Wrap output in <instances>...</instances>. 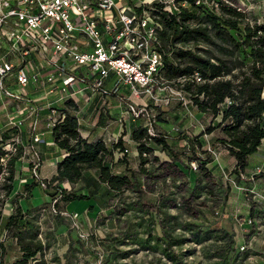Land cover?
<instances>
[{
    "label": "trees",
    "instance_id": "trees-1",
    "mask_svg": "<svg viewBox=\"0 0 264 264\" xmlns=\"http://www.w3.org/2000/svg\"><path fill=\"white\" fill-rule=\"evenodd\" d=\"M155 14L159 16L158 21L162 26V31L159 32L158 50L164 61L162 69L164 81L184 90L201 113L211 115L213 118L221 117L218 127L222 128L224 138L218 140V143L223 144L229 154L235 158L236 165L233 171L240 178L249 165L250 156L258 152L264 139V25H259L257 22L251 24L247 21L246 15L224 2H220L218 8L211 11L194 7L193 11L184 9L178 15ZM196 74H199L201 83H197L192 78ZM180 78H188V80L178 83L177 80ZM67 105L70 110H77L71 102H67ZM66 112L65 120L53 129L52 134L55 144L66 152L62 161L57 164L58 181L77 184L85 179L86 172L96 171L98 176L95 182L107 186L104 196L109 197L113 193V197L118 198L136 187L139 189L137 197L143 195L142 186L134 182L135 171L130 170L129 175H115L112 172L110 159L114 157L117 149L124 150L125 132L110 149L101 139L89 141L84 138L79 130L78 118L67 110ZM214 130L215 127L210 126L204 134L209 135ZM132 138L137 143L140 173L148 176L145 166L150 163L149 157L154 152V148L149 146L146 138L161 147V150L174 161L176 160V156L170 152V146L159 135L148 137L146 130L137 127L132 131ZM10 139L9 134H4L0 140V179H2L0 225L3 217V196L11 199L14 205L7 229L20 223L22 219L23 209L20 200L31 199L32 191L39 186L34 182L25 184L24 192L16 193V164L24 156V150L20 147L15 154L6 151L4 147ZM187 139L196 142L199 147L198 137ZM210 156L211 154L208 155V159ZM125 157L124 155L119 162H126ZM154 160L158 161L157 158ZM211 161L212 159L205 162L206 164H198V171L204 169L205 173L212 177L214 168H209V165L213 164ZM170 163L161 165L165 173L163 177L178 172L177 167L174 166L176 164ZM89 187L95 188L94 182H90ZM62 189L65 204L92 199L91 195L68 192L63 187ZM96 189L90 193H97ZM167 199V196H159L161 205L149 213L148 206L140 202L131 205L135 212L147 214L145 218L148 217L150 223H153V218L156 219L157 216L160 218L159 226L162 234L153 236L151 231L147 232L139 243L142 251L158 253V264H188L187 259L195 250H183V247L191 243L204 247L202 254L208 261H213L211 264L240 263L238 258L241 255L231 258L228 253L236 248L234 234L216 233L213 247L211 244L207 246V243L212 241V232H204L196 226L198 217L189 202L183 201L180 209L192 219V223L176 224L177 217L171 215L170 209H178V206L173 198ZM160 208L165 211L162 212ZM176 231L181 232L182 235L176 236ZM14 238L20 241L23 255L15 264H30L32 261H35V264H45L43 259L37 258L45 251V246L40 241H36L34 237L26 241L19 234ZM123 239L133 240V236H124ZM6 255V247L0 243V264H3Z\"/></svg>",
    "mask_w": 264,
    "mask_h": 264
},
{
    "label": "rangeland",
    "instance_id": "rangeland-1",
    "mask_svg": "<svg viewBox=\"0 0 264 264\" xmlns=\"http://www.w3.org/2000/svg\"><path fill=\"white\" fill-rule=\"evenodd\" d=\"M116 1L119 2L120 0ZM204 1L212 2L214 10L217 9L216 4L222 2V0ZM250 15L251 20H256L264 14L258 9H253ZM166 86L168 85L164 84V87ZM158 94H161L162 97L169 95L162 90H158ZM127 95H129L128 92ZM134 102L141 109L142 104L148 103V99L144 96L139 100L134 99ZM4 105L9 113L11 104L0 101V108ZM5 120L9 121L8 114L5 110L2 113L0 111V140L4 134H9L12 139L16 138L17 131L12 129V125H6ZM138 120H140V129H144L145 124L149 121L152 122L154 132L164 138L170 146V152L176 156V160L174 161L171 156L161 150V147L156 146L149 138H146L149 146L154 148V152L149 157L150 163L145 166L148 176L140 173V163L137 155L134 154L137 153V145L131 133V137L127 138L126 141V148L130 152L126 155L130 161L126 160V162L135 168L133 169L136 172L134 182L142 186L141 189L144 194L137 197L139 189L136 187L134 190L126 191L118 198L113 197V193L108 197L102 194L104 192L103 187L99 196L101 201L99 205L103 210L94 207L93 212L97 208L94 212L95 215H93L95 217H87L89 208L75 212L67 210L62 186L57 177H53L51 178L53 185L48 190H44L40 186L35 187L42 197V201H32L31 199L23 201L20 223L11 229H7V223L14 205L11 199L3 196L0 243H3L7 249L3 264H15L22 259L20 241H16L14 238L16 234H19L26 241L34 237L36 241H40L45 246L44 253L37 257L38 260L43 259L45 264H158L159 254L142 251L139 243L149 231L152 232L153 236L162 234L159 226L160 218L157 216L156 219L153 218L154 224L150 223L148 217L145 218L147 214L135 212L131 205L140 202L142 205L148 206L147 211L149 213L159 208L161 205L159 196L161 195L167 196V200L172 198L175 200L178 209L171 208L170 213L177 217L176 224L192 223V219H189L185 212L180 209L183 201L189 202L198 217L196 226L204 232H212V241L207 243V246L212 245L213 247L217 237L216 233L234 234L236 248L234 247L228 252L229 256L232 258L241 255L238 258L240 259L238 264H263L264 203L260 204L253 201L254 196L249 192L250 189H254L251 185L254 183L253 180H243L237 177L233 170L230 171L233 168L232 156L223 144L218 143V140L224 138L222 128L218 127L221 123V117L213 118L211 115L201 113L196 108H187L174 99L166 107L163 105L147 107L145 114L136 121ZM210 126L215 127L213 133L204 134ZM40 127L44 128L43 125ZM131 127L133 130L135 129L134 123ZM123 129L126 130L125 126ZM188 130L195 139L198 137L199 147L191 139L188 141ZM146 134H148L147 131ZM148 137L150 136L148 135ZM12 141L9 140L7 143L13 144ZM113 142V139L107 141L110 149ZM21 148L24 150L23 146ZM123 151L119 152L122 154ZM115 152L119 153L118 151ZM212 152L217 154L218 160H215L216 157ZM27 153V156H23L26 157L25 161L31 159L28 149ZM209 154L211 156L208 159ZM122 156L120 155V157ZM155 158L158 161H155ZM211 159L213 164L209 165V168H214L212 177L206 174L204 169L197 172L191 171V162L196 161L197 164H204ZM170 162L176 164L174 166L177 167L178 172L163 177L165 173L161 165L163 163L171 164ZM221 165L225 168V173H222ZM21 176L20 170H16V187H20L21 191L24 192L20 181ZM238 186H242L246 190H239ZM258 189L260 191L256 188L255 191L264 194V181L258 182ZM89 195L95 198L97 193H89ZM56 198L59 201L54 205ZM159 210L165 211L163 208ZM65 213L68 214L65 215ZM73 214H78V218L73 219ZM249 216L255 217L254 219L257 221L256 229L253 231L244 230L239 225L242 219ZM179 234L182 235L179 231L175 232L176 236ZM128 235L133 236V240L123 239L124 236ZM243 245L247 247L245 252L240 250ZM203 248L196 244L187 243L183 250H195L194 254L187 259V263L211 264L213 261H208L206 256L202 254ZM175 250L178 251V249ZM30 264L35 263L32 261Z\"/></svg>",
    "mask_w": 264,
    "mask_h": 264
},
{
    "label": "built area",
    "instance_id": "built-area-1",
    "mask_svg": "<svg viewBox=\"0 0 264 264\" xmlns=\"http://www.w3.org/2000/svg\"><path fill=\"white\" fill-rule=\"evenodd\" d=\"M222 2L246 15L251 24L264 25V15L256 20H251L250 15L253 9L264 14V0ZM194 7L213 10L212 2L204 0H0V96L9 105L24 103V108L17 110L18 120L10 123L17 136L11 138L13 144L7 143L4 149L15 154L23 146L20 129L27 117L32 119L34 143L42 138L40 124L45 123V131L53 134V129L65 120L66 110L78 118L80 130L83 117L77 96L82 94L99 95L104 99L118 95L121 104L129 103V113L135 121L145 114L147 107H166L174 99L195 109L184 90L169 85L162 77L164 61L158 50L162 26L155 14L178 15L184 9L193 11ZM112 78H115L113 86L107 87ZM192 78L197 83L202 82L199 74ZM186 80L188 78H180L177 82ZM31 84L45 90L46 102L41 107L28 97L27 89ZM158 90L169 95L162 97ZM55 93L59 95L56 100L50 98ZM144 96L148 103L139 109L134 99ZM67 102L77 110H70ZM25 108L29 109L27 116H24ZM44 109L48 112L41 119L39 113ZM144 129L150 137L157 136L152 122L145 124ZM187 134L188 138H193L189 130ZM123 153L130 152L125 148ZM212 153L218 160L217 154ZM30 165L32 180L48 190L53 182L41 176L42 160L35 149L31 150ZM190 165L192 172L198 171L196 161ZM262 173L258 168L256 175ZM240 178L245 179L242 174ZM237 188L246 190L242 186ZM249 192L254 202L264 203V194L255 189ZM58 201L56 198L54 205ZM72 218L77 219L78 214H73ZM254 218L242 219L240 227L253 231L257 226ZM246 249L245 245L240 248L241 252Z\"/></svg>",
    "mask_w": 264,
    "mask_h": 264
},
{
    "label": "crops",
    "instance_id": "crops-1",
    "mask_svg": "<svg viewBox=\"0 0 264 264\" xmlns=\"http://www.w3.org/2000/svg\"><path fill=\"white\" fill-rule=\"evenodd\" d=\"M115 82V78H112L110 82L107 83V87L113 86ZM122 91L125 93V88L122 87ZM28 97L38 105L42 106L43 103L46 102L45 100V90L40 85L31 84L27 89ZM127 93V92H126ZM119 96H113L110 98L104 99L103 97L96 95L94 97H91L87 94H82L77 96V99L81 103V116L83 117V123L80 127V132L84 138H87L89 141H96V140H103L106 142L105 144L108 146L107 141H111L112 139L117 141L123 132H125V136L123 137L124 147L126 148V141L127 138L131 137V133L133 131L132 129V123H134L135 128L140 126V120L135 121L132 118V115L128 111L129 103L125 102V104H121ZM50 98L56 100L59 98L58 93H55L54 95L50 96ZM0 101L5 102V99L0 96ZM18 108H24L23 102H15L14 104L10 105V112L8 113L7 110L4 107L0 108L1 113L3 110L6 111V114H8L9 121L5 120L6 125L10 126L11 121L18 120V117L16 115ZM48 111L41 110L39 113L40 118H44ZM26 113H29V109H24V116H27ZM31 121L32 119L30 117H27L26 121L23 123L21 129H20V137L21 142L25 148L26 154L27 149L30 153L29 156L31 158V150L35 149L39 152L40 158L42 160V166L40 169L41 176L43 178L51 179L53 177H56L57 175V164L62 161L64 156L66 155V152L62 149H60L54 142L52 134L45 131V123H41L40 126H44V128L40 127V130H44L40 133H42V138L39 143L33 142V136L31 132ZM123 126H125L126 130L123 129ZM8 130V129H7ZM10 130V129H9ZM50 142V143H48ZM112 143V144H113ZM111 144V145H112ZM116 151H120L117 149ZM25 154V155H26ZM117 154V155H115ZM138 157L139 163H140V157L139 152L134 153ZM26 155V156H27ZM120 155H123L120 157ZM126 160L130 161L127 155H125ZM124 157V153L114 152V157L110 160L112 172L115 175H129L130 170L135 169L131 166L129 162H119L120 159ZM26 157H22L16 164V170H20L22 173V176L20 177V181L22 182V187L24 190V185L34 182L32 180L31 175V165L30 160L25 161ZM233 161V168L230 169L234 170L236 165V160L234 157H231ZM222 166V165H221ZM262 169L263 173L260 175H256L257 169ZM223 170L225 168L222 166ZM245 177V180L251 181L253 180L254 183H252V188L258 189V182L264 181V139L262 141L261 146L258 149V152L254 155L250 156L249 158V165L246 168L244 174H242ZM98 173L96 171H88L85 173V179L81 180L77 184H70L68 182H60L61 186L64 188V190H67L68 192H74L77 194H87L89 195L90 191H94L96 189L97 195L95 198H92L90 201H74L71 203L66 204V209L69 211H78V210H86L89 208L88 212V218L95 215V211L97 208L100 210L103 208L99 205L100 201V195L101 190L104 187V192L107 189V186L105 184H99L96 183L97 181ZM261 178V179H260ZM17 179V178H16ZM17 182V181H16ZM90 182H94V187H89ZM21 186V185H19ZM99 189V190H98ZM16 193H22L21 188L17 187ZM44 192V190H41ZM103 192V193H104ZM102 193V194H103ZM35 197V198H34ZM28 199H21L20 205H23V201H27ZM32 201H42V197L39 195L37 189H34L32 191ZM38 203V202H35ZM77 203V204H76ZM97 207L95 211L93 212V209H90V207ZM101 210V211H102ZM13 213V211L11 212ZM256 214V213H255ZM12 215V214H11ZM258 215V214H256ZM95 217V216H93ZM87 218V219H88ZM68 240V239H67Z\"/></svg>",
    "mask_w": 264,
    "mask_h": 264
}]
</instances>
